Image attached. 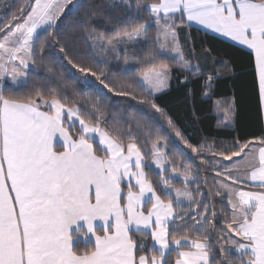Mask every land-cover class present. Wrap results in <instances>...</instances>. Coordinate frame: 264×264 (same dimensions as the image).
Instances as JSON below:
<instances>
[{"label": "snow or ice", "instance_id": "1", "mask_svg": "<svg viewBox=\"0 0 264 264\" xmlns=\"http://www.w3.org/2000/svg\"><path fill=\"white\" fill-rule=\"evenodd\" d=\"M136 6L155 16L157 26L161 19L165 21L164 29L158 27L157 43L159 32L171 34L172 51L177 53L172 59L181 70L191 71V65L179 45L177 19L181 24L187 21L189 26L193 22L202 25L250 49L259 105L264 111V0H156L144 5L138 0ZM82 7L79 0H27L10 21L0 23V88L8 75L17 88H27V73L14 62L25 69L34 65L40 36L52 29L59 35L63 21H57L61 17L70 19ZM95 14L89 13L83 23L90 22ZM146 34L143 25L131 31L118 30L111 37L97 35L95 28L89 31L90 37L106 41L113 50L125 39ZM60 51L73 68L91 73L109 88L101 75L74 62L70 43L61 44ZM169 72L167 66L158 70L152 64L148 71L141 72L142 79L136 83L146 94L140 102L148 103L175 129L172 119L153 99L155 93L167 87ZM199 72L197 65L193 74ZM215 78L218 77L208 76L205 87H211ZM118 94L136 98L128 91ZM65 100L41 90L23 98L6 96L0 90V264H168L166 254L173 251V245L179 257L175 264H264V191H245L235 186L250 181L264 189V136L258 142H234L236 150L230 154L217 153L212 144L202 143L199 148L187 144L193 153L209 152L227 161L240 158L231 166L210 165L223 177L214 181V195L221 198V203L227 200L222 209L226 227L219 233L221 258L217 260L215 255L210 258L213 245L208 243V225L217 214L210 205L194 200L188 191L191 166L183 165L184 189L175 188L174 199L165 190L166 199H162L144 171L145 154L135 133L128 129L126 141L124 134L110 132L101 126V120L90 122L80 108L69 106ZM229 110L234 111V104L229 105ZM176 136L183 139L178 129ZM160 139L163 137L158 136L152 144L157 167H163ZM54 141L62 150L57 151ZM94 142L103 156L97 155ZM249 156L254 158L241 171V160ZM172 170L176 172L177 168ZM162 182L166 188L171 187L169 180ZM196 191L204 195L199 188ZM182 197L192 202L189 208L195 204L201 210L190 217L194 225L184 226L201 233L203 239L178 235L177 221H185L188 215L178 211ZM97 221L101 222L99 226ZM74 233L88 239L92 247L79 251L78 246H73ZM137 233L154 242L151 256L141 254L145 244L134 238ZM182 247L189 250L180 251ZM233 250L239 255L233 257Z\"/></svg>", "mask_w": 264, "mask_h": 264}, {"label": "trees", "instance_id": "2", "mask_svg": "<svg viewBox=\"0 0 264 264\" xmlns=\"http://www.w3.org/2000/svg\"><path fill=\"white\" fill-rule=\"evenodd\" d=\"M1 2L0 23H4L6 19L11 20L17 9L24 8L27 0H0ZM153 2L156 0H139L141 5ZM79 3L83 7L78 14L67 20L61 17V21H57L58 24L63 21V30L59 35L52 29L40 36L34 57L36 63L28 69V87L14 88L4 85L0 90L13 98H23L34 94L36 90H41L46 95L54 93L58 97H66L64 102L80 108L90 122L101 120L102 127L113 133L124 134L126 141V132L131 129L145 154L144 171L162 199H166L163 194V178L170 174L173 167L184 171L183 165L189 164V171L196 176V181L188 185L194 200H201L210 205L211 211L217 214L208 225V243L213 245L210 258L215 255L219 260V244L222 243L219 241V233L226 227V217L222 209L227 206V200L221 203V198L214 195L216 189L213 183L215 179L223 177L217 175L210 165L224 158L209 152L193 153L187 144L197 148L202 143L212 144L217 153L223 151L230 154L236 150L232 147L234 142L244 143L262 136L261 112L251 54L190 27L186 38L182 33L180 35L181 40L189 39L197 54L185 55L190 62H197L200 68L199 74L194 75L195 65L191 66V71L181 70L172 58L160 52L162 43L160 39L157 43L155 18L148 10L136 6L138 0H79ZM92 12L96 14L90 22L83 23ZM138 25H143L147 34L125 51L126 53L122 46H116L113 50L107 46L106 41L101 42L89 36L92 28H95L97 35L104 33L105 36L111 37L118 30L127 28L131 31L132 27ZM2 35L3 33H0V37ZM64 43L71 44L74 62L101 75V79L112 91L105 88L91 73H81L77 68H73L60 51V46ZM221 61L225 64L221 65ZM152 64L157 68L168 66L170 70L168 89L154 95L153 99L167 113V117L172 119L175 129L169 126L166 117L155 112L148 103L140 102L146 94L136 81L139 80L141 72L148 71ZM210 75L218 78L211 82V87L206 88L207 77ZM121 91L131 92L136 98L132 95H119L118 92ZM218 100H222L220 104L217 103ZM229 103L234 104V111L229 110ZM176 129L181 132L183 139L176 136ZM158 136L163 137L158 146L169 165L163 174L157 172L151 164L152 144ZM94 148L97 155H104L96 142ZM202 160L208 163H201ZM168 180L175 188L185 186L179 179ZM240 187L264 191L255 185ZM197 188L204 195H197ZM210 193L212 195H209ZM189 205H182L178 209L181 213L188 212L185 221H177L180 225L178 235L187 234L190 239H203L201 233L184 226L185 223L194 225L195 221L190 217L201 211L195 204H192L191 208ZM227 210L230 212V208ZM134 238L144 241L145 250L141 254L151 256V238L142 237L139 233ZM76 246L82 252L91 248L92 244L88 239H78L74 244V247ZM232 254L233 257L239 255L235 250ZM166 257L168 264H174L177 252L173 249Z\"/></svg>", "mask_w": 264, "mask_h": 264}, {"label": "crops", "instance_id": "3", "mask_svg": "<svg viewBox=\"0 0 264 264\" xmlns=\"http://www.w3.org/2000/svg\"><path fill=\"white\" fill-rule=\"evenodd\" d=\"M152 16H153V15H152ZM154 18H155V16H154ZM161 25L165 26V21H164L163 19H161ZM176 25H177L176 30L178 31L177 38H178V41H179V45H180L181 51H182L183 54H184V58H185V55H197L196 52L192 49L189 39H185V40H182V41H181V35H180V33H182V34L184 35V38H186V34L190 32V29H189V28H190V27H193V28H196V29L200 30L202 33L207 34V35L210 36V37H213V38H215V39H217V40H220V41H222V42H224V43H226V44H229V45H231V46H233V47H236V48H238V49H241V50H243V51H245V52L251 54V56H252V58H253V64H254V54H253V53L251 52V50L248 49L246 46H244V45H240V44H238L237 42L232 41L230 38H228V37H224V36H221L219 33H215V32H213L212 30H210V29H206V28H204L202 25H198V24H196V23H194V22L191 23V25L189 26V24H188L187 21H185V23L181 24L180 21L177 19V20H176ZM169 42H170V50H168V51H169L168 53H170V54H167V53H166L165 55H177L176 52H174V51L172 52V37H171V41H168V43H169ZM161 43H163V44H167V38L165 37V41H161ZM185 60L188 61L189 64H190L191 66H193V65L197 66V65H198L197 62H194L193 60H192L193 62H190L188 58H185ZM254 71H255V69H254ZM169 75H170V74H169ZM170 79H171V75H170ZM170 79H169V82H168L167 87H165V89L162 90L161 92L156 93V94H154V95H157V94H160V93L166 91V90L168 89V87H169ZM255 79H256V75H255ZM4 81H5V80H4ZM5 84H6V82H5ZM5 84H2V86H4ZM10 85H11V82H10ZM11 86H15V85L12 84ZM256 86H257V91H258V83H257V79H256ZM221 101H222V100H220V101L218 100L217 103L220 104ZM258 101H259V97H258ZM229 105H230V103H229ZM259 106H260V105H259ZM42 110H44V109H42ZM260 112H261V121H262V129H263V134H262V136H264V111H262L261 108H260ZM259 139H260V138H255V139H251V140H249V141L255 140V141L258 142ZM54 143H56V142L54 141ZM61 143H62V142H61ZM56 149H57V151L62 150V148L60 147V143H56ZM253 158H254V157L249 156L247 160H244V161L241 160L242 163L240 164V166L243 168V171L245 170L247 163H248L249 161H251ZM234 159H236V158L234 157L233 160H234ZM238 159H240V158H238ZM225 162H227V163L229 164L230 162H235V161H227V160H224V159H223V160L217 161L216 164L218 165V164H222V163H225ZM133 183H134V182H133ZM245 185H255V184L249 181V182H247ZM255 186H256V185H255ZM122 187H123V186H122ZM126 190H127V189L124 188V191H125V192H126ZM243 190H245V191H254V190H248V189H243ZM149 207H150V205H149ZM96 223H97V225L99 226L101 222L97 221ZM78 239H80V240H85V238H84L82 235H78V234H75V233H74L73 246H74V244L76 243V241H77ZM86 240H87V239H86ZM151 242H152V247H153V243H154V242H153L152 240H151ZM156 247H158V245H157ZM172 248L175 250V245H173ZM179 250H180V251H188L189 248H188V247H185V248H181V249H179ZM166 255H167V254H166ZM177 259H179L178 255H177L176 260H177ZM176 260H175V261H176ZM174 264H175V263H174Z\"/></svg>", "mask_w": 264, "mask_h": 264}, {"label": "rangeland", "instance_id": "4", "mask_svg": "<svg viewBox=\"0 0 264 264\" xmlns=\"http://www.w3.org/2000/svg\"><path fill=\"white\" fill-rule=\"evenodd\" d=\"M4 2H5V0H4ZM1 11H2V2L0 3V14H1ZM154 22H155V25H156L157 30H158V27H159V29H164L165 26H163V25H161V24H160L159 26H157V24H156V18H155ZM176 34L178 35V31H177V30H176ZM159 36H160L159 39H160L161 41H165V37L167 38V44H165V47H163V48H161V46H160V52H161L162 54H166V53H167V54H170V53H168V52H169L168 50H170V42L168 43V41H171V34L169 33L167 36H165V34L161 31V32H159ZM142 38H143V35H142V36H139V37H135L134 39H131V40L125 39L122 43H119V44H117L116 46H122V47H124V48H125V49H124V52H125V51H127L129 48H131V47H133L135 44H137ZM181 41H182V40H181ZM114 43H115V42H114ZM172 52H173V51H172ZM125 53H126V52H125ZM165 56L170 57V58H173V57H176L177 55H165ZM14 63H15V65H16L18 68L21 69V71L26 72V73H27V76H28V69L30 68L31 64H30V66H29L27 69H25V68H23L22 66L19 65V62H18V61H15ZM159 68H160V67H158V70H159ZM167 68H168V66H167ZM168 69H169V68H168ZM169 74H170V72H169ZM138 79H139V80L142 79L141 75H139ZM4 80H5V81H4ZM4 80H3L2 84H5V82H6L5 85H9V86H11V85L13 84L10 75L5 76ZM10 82H11V85H10ZM12 87L17 88L16 86H12ZM164 89H165V88H164ZM158 93H159V92H158ZM155 94H156V93H155ZM158 147H159V146H158ZM159 155H160V157H162L161 163H162L163 167H157V164H156V157H155L154 155H153V157H152L151 164H152V166L157 170V172H159L160 174H163V173L168 169L169 165H168V163H167L166 160H165V157H164V155H163V151H162V150H160ZM237 160H239V159L236 158V159H234L233 161H237ZM243 161H244V160H243ZM216 163H217V161H214L212 164H216ZM233 163H234V162H230V163L228 164L227 162H225V163H222V164H226V165L231 166ZM241 163H242V162H240V164H241ZM218 165H219V164H218ZM239 166H240V165H239ZM240 170L243 171V168H242L241 166H240ZM182 172H183V171H180V170H177L176 172H173V170L171 169L170 174H169L167 177H164L163 180H164V179H167V180H168V179H179V180L183 181V183L185 184V181H184V179H183V176L181 175ZM222 179H223V178H217V179H215V180H222ZM195 181H196V176L192 174V177H191V178L189 179V181L187 182V189H188V191H190L189 188H188V185L193 184ZM133 182H134V180H133ZM226 182H227V183H231V181H226ZM246 183H247V182H246ZM170 185H171V184H170ZM235 186H236V187H240V185H235ZM184 187H185V186L180 187V189L183 190ZM163 189H164V191L167 190V191L171 192V196H173V198H175V191H174L175 187H174V186L171 185V187H168V188H166V186H164ZM149 195H150V194H149ZM181 202H182V205H189L190 203H192V202L188 201L186 198H183V197L181 198Z\"/></svg>", "mask_w": 264, "mask_h": 264}]
</instances>
